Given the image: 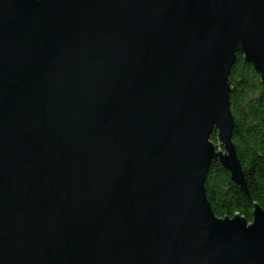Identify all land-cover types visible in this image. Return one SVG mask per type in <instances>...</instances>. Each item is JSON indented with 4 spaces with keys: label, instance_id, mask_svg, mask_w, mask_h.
Listing matches in <instances>:
<instances>
[{
    "label": "water",
    "instance_id": "obj_1",
    "mask_svg": "<svg viewBox=\"0 0 264 264\" xmlns=\"http://www.w3.org/2000/svg\"><path fill=\"white\" fill-rule=\"evenodd\" d=\"M237 55L264 85V0H0V264H264L205 193L248 195Z\"/></svg>",
    "mask_w": 264,
    "mask_h": 264
},
{
    "label": "trees",
    "instance_id": "obj_2",
    "mask_svg": "<svg viewBox=\"0 0 264 264\" xmlns=\"http://www.w3.org/2000/svg\"><path fill=\"white\" fill-rule=\"evenodd\" d=\"M230 111L235 129L232 142L246 181V195L230 180V174L219 162L209 167L205 193L214 216L220 218L243 216L252 220L254 205L264 210V85L251 64L237 55L229 74ZM213 144L217 135L210 136Z\"/></svg>",
    "mask_w": 264,
    "mask_h": 264
},
{
    "label": "bare ground",
    "instance_id": "obj_3",
    "mask_svg": "<svg viewBox=\"0 0 264 264\" xmlns=\"http://www.w3.org/2000/svg\"><path fill=\"white\" fill-rule=\"evenodd\" d=\"M235 186H236V185H235ZM236 187H237V186H236ZM236 215H237V214H236ZM239 216H241V215H239ZM241 217H243V216H241ZM229 218H230V219H233L234 217H232V218L229 217ZM243 218H244V217H243ZM244 219H245V218H244ZM245 220H246V219H245ZM246 222H247V225H248V224H251V223H252V220H251V222H248V221L246 220Z\"/></svg>",
    "mask_w": 264,
    "mask_h": 264
}]
</instances>
